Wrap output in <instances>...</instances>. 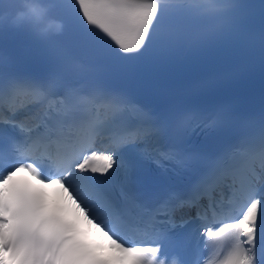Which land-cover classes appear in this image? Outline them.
<instances>
[{"label": "snow or ice", "instance_id": "1", "mask_svg": "<svg viewBox=\"0 0 264 264\" xmlns=\"http://www.w3.org/2000/svg\"><path fill=\"white\" fill-rule=\"evenodd\" d=\"M51 6L76 8L75 20L68 16L74 50L49 43L44 79L0 73V264H162L166 248L181 246L184 264H258L264 118L257 131L209 151L194 137L224 134L230 106L162 95L159 85L175 57L236 35L234 10L247 6L214 0ZM224 9L233 10L226 33L199 29ZM153 165L177 180L165 175L145 185L141 173ZM56 188L63 204L52 199ZM96 234L119 253L116 259L101 253ZM208 252L214 258L205 261Z\"/></svg>", "mask_w": 264, "mask_h": 264}, {"label": "clouds", "instance_id": "2", "mask_svg": "<svg viewBox=\"0 0 264 264\" xmlns=\"http://www.w3.org/2000/svg\"><path fill=\"white\" fill-rule=\"evenodd\" d=\"M20 7L11 17V25L13 27H20L24 24H29L36 28H43L44 30H58L62 28L60 21L47 20L46 11H42L43 5L37 0H18ZM166 264V261H162ZM171 264H179L178 260H173Z\"/></svg>", "mask_w": 264, "mask_h": 264}]
</instances>
